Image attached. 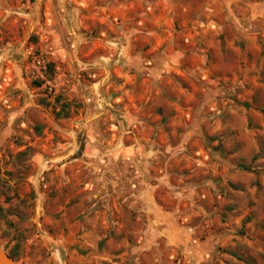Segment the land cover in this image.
I'll use <instances>...</instances> for the list:
<instances>
[{"label": "rangeland", "instance_id": "rangeland-1", "mask_svg": "<svg viewBox=\"0 0 264 264\" xmlns=\"http://www.w3.org/2000/svg\"><path fill=\"white\" fill-rule=\"evenodd\" d=\"M0 247L264 264V0H0Z\"/></svg>", "mask_w": 264, "mask_h": 264}, {"label": "water", "instance_id": "water-1", "mask_svg": "<svg viewBox=\"0 0 264 264\" xmlns=\"http://www.w3.org/2000/svg\"><path fill=\"white\" fill-rule=\"evenodd\" d=\"M0 264H16V262L6 254L0 247Z\"/></svg>", "mask_w": 264, "mask_h": 264}, {"label": "trees", "instance_id": "trees-1", "mask_svg": "<svg viewBox=\"0 0 264 264\" xmlns=\"http://www.w3.org/2000/svg\"><path fill=\"white\" fill-rule=\"evenodd\" d=\"M66 107H67V105H63V106H62V111H63ZM62 111H61V112H62ZM9 256H10L11 258L13 257V256L10 255V254H9Z\"/></svg>", "mask_w": 264, "mask_h": 264}]
</instances>
